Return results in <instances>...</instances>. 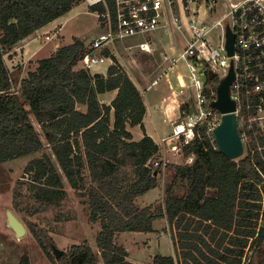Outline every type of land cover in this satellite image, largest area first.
<instances>
[{
  "label": "trees",
  "instance_id": "16d2710c",
  "mask_svg": "<svg viewBox=\"0 0 264 264\" xmlns=\"http://www.w3.org/2000/svg\"><path fill=\"white\" fill-rule=\"evenodd\" d=\"M82 1L0 0V163L43 151L15 183L14 212L24 219L44 212L56 222L75 219L66 181L87 199L90 222L101 226L97 251L85 240L56 258L50 233L28 221L52 264H141L127 259L117 234L153 231L159 218L172 230L176 256L157 254L151 264H242L249 244L254 251L246 264H264V159L250 153L228 157L204 123L183 146L193 162L175 165L185 192L176 193L174 180L165 190L164 210L138 204L159 185L162 164L152 161L161 158L160 148L145 130L142 92L108 49L104 55L113 62L107 74L92 73L79 67L88 48L75 38L40 59L22 78L20 92L14 91L4 55ZM90 10L102 13L105 7ZM213 82L217 87L219 80ZM114 90L111 103H103L100 94ZM128 124L140 125L145 136L134 140ZM19 264H30L27 253Z\"/></svg>",
  "mask_w": 264,
  "mask_h": 264
},
{
  "label": "built area",
  "instance_id": "2783aa9c",
  "mask_svg": "<svg viewBox=\"0 0 264 264\" xmlns=\"http://www.w3.org/2000/svg\"><path fill=\"white\" fill-rule=\"evenodd\" d=\"M86 1L90 5H104L105 11L97 13L107 30L100 33L84 53L79 62L81 68L92 72L94 67L110 58L104 55L105 49L110 50L116 42L130 36L145 35L146 39L137 45L142 51L150 52L156 46L151 35L161 31H167L172 37L174 54L166 47L163 63L168 65L151 85H157L180 61L186 64L188 86L195 92L194 102L181 107L184 119L180 118L173 125L170 135L161 137L159 148H163L165 154L168 153L166 145H169V150L177 157L183 156L184 144L194 139L195 128L202 123L217 147L214 130L224 113L212 105L218 98V85L216 87L213 80L226 77L233 66L235 78L230 96L236 102L243 155L259 154L264 159V0ZM184 19L191 35L184 36L185 49L177 51L174 34L176 31L183 33ZM228 27L234 39L233 54L227 48ZM211 33L217 39L216 44L208 37ZM43 35L51 38L49 33ZM210 71L214 73L212 79ZM152 163L162 164V168L167 166L165 156ZM253 251L249 244L242 264L250 262Z\"/></svg>",
  "mask_w": 264,
  "mask_h": 264
},
{
  "label": "rangeland",
  "instance_id": "374dc122",
  "mask_svg": "<svg viewBox=\"0 0 264 264\" xmlns=\"http://www.w3.org/2000/svg\"><path fill=\"white\" fill-rule=\"evenodd\" d=\"M102 21V18L97 12L90 10V4L86 0H83L69 12L61 16L52 27L56 25L53 30H56V27H60L59 33L61 36L57 35L56 40L61 39L63 44H69L73 42L75 38H81L89 49L94 39L100 33L107 30L102 24ZM184 25L183 33L176 31L174 34L178 46L177 51L185 49L184 36L189 37L191 35L188 22L185 19ZM42 37L45 38L44 35H42ZM208 37L212 43L216 44L217 39L212 33L209 34ZM151 38L156 46L150 52L142 51L137 45L139 42L146 39L145 35L127 37L116 42L115 45L108 50L117 57L121 67H123L134 80L141 82L144 86L152 87L151 90L149 88V90L146 91L145 97L147 100L151 98V94L165 93L166 89L169 91L168 94H170L171 97L168 98L169 109L168 112H166V117L168 118L167 125H169V131H172L173 125L180 121V118L184 119L181 113V107L186 105V103L194 102L195 92L193 88L188 86L187 68L184 61H180L178 65L169 69L167 72L168 75H164V78L160 79L159 84L151 85L153 79L168 65L167 62V64L163 63V54L166 47L171 54H174L171 48L172 37L167 31H161L157 34L154 33L151 35ZM4 57L14 81V91L20 92V82L23 77L27 76L28 69L32 70L35 67L34 60H24L23 57H20L19 51L7 52ZM111 61L113 62L112 59ZM111 61L109 59L103 61L94 67L93 71H105ZM138 129L141 130V128ZM46 150H49V148ZM42 152L43 151L26 154L0 163V264H19L21 257L25 253L30 257V264H52L30 232L28 227L29 220L35 221L42 228L46 229L60 249L66 250L73 244H79L87 240L94 250L97 251L96 238L101 226L99 223L90 222V211L87 199L79 197L67 181L65 182V186L69 192L72 206L76 213L75 219L56 222L52 212H44L38 215L28 216L24 219L14 212L12 200L15 183L23 176L24 168L27 163L33 158L40 156ZM174 155L172 151H168V155L165 157V161L168 165L162 169L159 185L147 196L148 199L155 196L154 198H156V201L152 206L157 212L164 210L165 190L174 180L176 193L183 194L186 190L185 181L175 179V165L192 163L194 157H191L192 155L185 156L184 151L183 156L177 157ZM213 192V190H210V194H213ZM137 202L141 206L144 204L142 198H138ZM8 210H12L25 224L27 233L24 236L18 238L13 229L8 226ZM159 219L160 220L156 224L157 229L153 235L154 241L151 245L149 244L148 238H142L143 232H124L122 239H119L118 243H123V245L125 243V246L131 250L132 254H136L135 250L141 253V255L139 254L140 257L137 259L144 263H147L148 260L150 262V259L158 253L164 255H170V253H172L176 256L172 230L168 225L167 219ZM135 237L141 239H136ZM144 252H146V255H143Z\"/></svg>",
  "mask_w": 264,
  "mask_h": 264
},
{
  "label": "crops",
  "instance_id": "0c3cea01",
  "mask_svg": "<svg viewBox=\"0 0 264 264\" xmlns=\"http://www.w3.org/2000/svg\"><path fill=\"white\" fill-rule=\"evenodd\" d=\"M59 19H60V17L57 18L56 20L50 22L46 26L40 28L34 34H32L29 37L25 38L24 40L20 41L10 52L19 51L20 57H23L24 60H31V59L34 60L35 67L32 70H35L38 66V62L40 59L50 56L59 47H61L62 45H66V44H63L61 39L56 40L57 35L61 36V34L59 33L60 27L59 28L56 27V30H53L56 25H54L52 27V25L54 23H56ZM45 33H50L49 35L51 38H49V39H45L46 37L43 38L42 35ZM109 60L111 61V58H109ZM111 64H112V61L109 64V66ZM109 66L106 68L105 71L96 70V71H93L92 73H100V74L106 75ZM29 71H31V69H28V72ZM28 72H27V75H28ZM162 78H164V76ZM134 82L136 83V85L138 86L140 91L142 92L146 106H147V110H146V113H145L144 119H143L146 133L148 135H150L154 139V141L159 145L160 139L162 136H168L171 134V131H169V128H168L169 125H167L168 118L166 117V112H168V109H169L168 98H170L171 96H170V94H168L169 91L166 89L165 93L151 94L152 95L151 98H149L147 100V98L145 97L146 91L149 90V88L151 90L152 87L144 86L141 82H138L136 80H134ZM167 86H168V83H167ZM116 94H117V90H114L111 92H106V93L100 94V99L103 103L110 104L111 101L115 98ZM169 116H170V114H169ZM138 128H141V130H139ZM128 129L132 133L134 140H140L145 136V131L142 129V127L140 125L131 126L128 124ZM168 146L169 145H166L165 149L169 151ZM163 153H164V150H163V148L160 147L159 155L162 156L161 158H163L164 156L166 157L168 155V153H166V154H163ZM154 189L155 188H153L152 190H154ZM152 190H150L146 194L139 197V198H142V200L144 202L143 206L152 205L156 201V198H154L155 196H153L151 199L147 198L148 194ZM161 219L163 220L164 218H161ZM159 220L160 219H157L153 222V229H154L153 231L143 232L142 238H148L150 245L154 241L153 235L155 234V231L157 229L156 224ZM123 233L124 232L117 234L116 242H118L119 239H122ZM136 239H141V238H136ZM150 239H152V240H150ZM118 244L123 245V243H118ZM123 246H125V243ZM127 249H128L127 259L129 261L138 262L141 264H151L153 262L152 261L153 258H152V259H150V262L148 260L147 263H144L143 261L137 259L138 257H140L139 254L141 255V253H139L137 250H135L136 254H132L131 250L129 248H127ZM158 254H161V253H158ZM143 255H146V252H144ZM170 255L174 256V254H172V253H170Z\"/></svg>",
  "mask_w": 264,
  "mask_h": 264
},
{
  "label": "water",
  "instance_id": "95a60500",
  "mask_svg": "<svg viewBox=\"0 0 264 264\" xmlns=\"http://www.w3.org/2000/svg\"><path fill=\"white\" fill-rule=\"evenodd\" d=\"M227 48L230 54H233L234 39L230 28L228 27ZM5 42V37L0 39V43ZM210 78L214 77V73L210 71ZM235 78L233 66L230 73L219 81L217 92L218 98L212 105L224 113L221 123L215 128L214 136L217 147L232 159H237L244 154V144L238 130V122L235 114L236 102L230 96V86ZM157 174V172L155 173ZM8 226L13 229L16 236L22 237L27 233V228L23 221L12 211L8 210ZM56 258H60L64 254V250L60 249L56 244L52 245Z\"/></svg>",
  "mask_w": 264,
  "mask_h": 264
}]
</instances>
